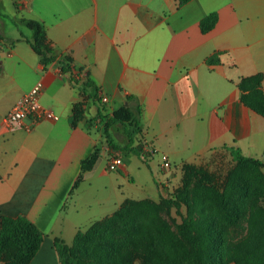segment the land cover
<instances>
[{
	"label": "crops",
	"instance_id": "0c3cea01",
	"mask_svg": "<svg viewBox=\"0 0 264 264\" xmlns=\"http://www.w3.org/2000/svg\"><path fill=\"white\" fill-rule=\"evenodd\" d=\"M213 13L214 28L202 34L199 22ZM21 19L43 26L56 61L41 64ZM61 57L72 73H61ZM256 75L264 92V0H0V222L26 218L44 236L30 264H58L55 240L70 247L125 201L166 192L184 164L231 150L264 161V118L237 88ZM38 82L54 119L7 129L3 117ZM121 109L139 111L138 128L114 125L104 141L99 115ZM145 145L156 152L149 161ZM95 148L96 164L72 191ZM110 155L122 159L115 173L106 170Z\"/></svg>",
	"mask_w": 264,
	"mask_h": 264
},
{
	"label": "trees",
	"instance_id": "16d2710c",
	"mask_svg": "<svg viewBox=\"0 0 264 264\" xmlns=\"http://www.w3.org/2000/svg\"><path fill=\"white\" fill-rule=\"evenodd\" d=\"M188 1L190 0H178V5H184ZM216 22L217 15L215 13L204 17L199 22L200 32L202 34L210 32ZM18 23L32 32L31 39L25 41L38 56L41 64L46 67L56 61L52 56V49L47 42L43 26L38 21L30 19H21ZM57 62L61 73L73 72L71 60L68 57H61ZM261 82L260 75L242 78L237 88L240 91L241 102L264 118V92L261 90ZM122 111L126 110L121 109L112 118L99 115L100 122L104 124V135L108 142H110L108 129L117 124L124 125L123 120L118 116ZM81 114V107H75L73 125L81 120ZM136 114L138 116L139 111ZM137 116L130 113V126L133 131L138 128ZM132 145L133 139L128 136L125 150L131 152ZM98 153V149L95 148L88 158L81 161V172L72 191L78 187L82 175L92 170L98 160ZM230 154L236 162V171L223 187L212 186L211 191L216 204L225 211L228 224L233 225L238 219L241 209L232 206V210L227 211L232 194L240 191L246 166H258L261 165V162L241 156L238 150H231ZM260 179L264 182V177ZM186 194L185 188H182L170 199L161 201L164 207L174 208L176 214L181 218L178 233L185 243L184 246L174 237L163 218L156 211L152 212L157 237L169 247L178 248L181 255L179 258L164 256L155 249V238L149 235L146 229L128 220L129 211L133 206H148L149 204L127 200L111 216L97 221L85 231H78L70 247L55 240L53 246L58 264H135L136 262L140 264H177L180 261H187L189 264H226L223 258L222 234L208 213L196 207L195 215L191 208H188L186 216L180 213L182 205L189 207ZM238 195L247 196L248 194ZM253 219L252 232L246 240L237 245L229 262L264 264V208L258 210ZM43 239L42 233L26 218L2 217L0 222V264H30L39 251Z\"/></svg>",
	"mask_w": 264,
	"mask_h": 264
},
{
	"label": "rangeland",
	"instance_id": "374dc122",
	"mask_svg": "<svg viewBox=\"0 0 264 264\" xmlns=\"http://www.w3.org/2000/svg\"><path fill=\"white\" fill-rule=\"evenodd\" d=\"M125 110L120 112L118 116L123 120L125 126L130 127V113L127 109ZM101 131L103 133L104 130L101 129ZM112 135L114 143L118 147H122L121 145L123 144L120 142L121 137L116 138L114 134ZM103 138L106 141L105 136ZM260 162L261 165L258 166H246L240 191L232 194L227 211H231L232 206L233 208L237 206L241 209L240 215L233 225L228 224L225 218V211L216 204L211 191L212 186L223 187L236 171V162L233 160L231 154L229 156L225 153H215L198 164H184L178 168L172 181L168 183L166 192L141 200V202H147L149 205L133 206L127 218L135 223V225L146 229L147 233L155 238V249L159 250L164 256L179 258L181 255L178 248L169 247L157 237L152 220V212L156 211L163 218L174 237L184 246L185 243L181 240L178 233L181 218L176 214L174 208L168 209L164 207L161 201L170 199L177 191L185 188L189 207L182 205L180 213L186 216L188 208H191L195 215V207L203 212H207L211 219L215 221L217 229L222 234L224 261L226 264H234L229 262V259L232 257L237 245L246 240L252 232L253 226L251 228V224L254 222V214L264 208V182L260 179L264 177V161ZM172 182L173 185L171 186ZM238 194L248 195L241 196ZM135 264L140 263L136 262ZM177 264H189V262L180 261Z\"/></svg>",
	"mask_w": 264,
	"mask_h": 264
},
{
	"label": "built area",
	"instance_id": "2783aa9c",
	"mask_svg": "<svg viewBox=\"0 0 264 264\" xmlns=\"http://www.w3.org/2000/svg\"><path fill=\"white\" fill-rule=\"evenodd\" d=\"M43 90L41 82L36 83L31 90L21 97L11 108V110L3 117L2 121L7 129H13L19 126L23 121L27 120L30 124L34 125L42 120L54 119V115L44 109L40 104V95ZM102 103L107 102V98H101ZM156 155V152L148 145L142 152V160L149 161ZM159 166L163 171H170L172 165L168 158L164 155H160ZM122 166V159L110 155L106 162V170L110 173L117 172Z\"/></svg>",
	"mask_w": 264,
	"mask_h": 264
}]
</instances>
